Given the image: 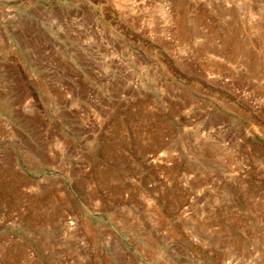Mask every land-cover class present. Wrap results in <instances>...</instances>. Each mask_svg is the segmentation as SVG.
I'll use <instances>...</instances> for the list:
<instances>
[{"label": "rangeland", "instance_id": "rangeland-1", "mask_svg": "<svg viewBox=\"0 0 264 264\" xmlns=\"http://www.w3.org/2000/svg\"><path fill=\"white\" fill-rule=\"evenodd\" d=\"M128 2L0 0V264H264V0Z\"/></svg>", "mask_w": 264, "mask_h": 264}, {"label": "bare ground", "instance_id": "bare-ground-1", "mask_svg": "<svg viewBox=\"0 0 264 264\" xmlns=\"http://www.w3.org/2000/svg\"><path fill=\"white\" fill-rule=\"evenodd\" d=\"M121 4H126L128 0H118ZM129 3V2H128ZM124 6V5H123ZM128 7V6H127ZM122 8V7H121ZM128 9V8H127ZM133 9V8H132Z\"/></svg>", "mask_w": 264, "mask_h": 264}]
</instances>
